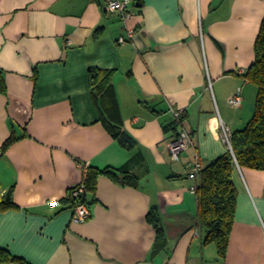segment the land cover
<instances>
[{
	"label": "crops",
	"instance_id": "1",
	"mask_svg": "<svg viewBox=\"0 0 264 264\" xmlns=\"http://www.w3.org/2000/svg\"><path fill=\"white\" fill-rule=\"evenodd\" d=\"M130 10L125 22L103 0H0V250L28 264H264V171L235 172L225 258L205 244L187 176L198 156L208 167L229 151L222 122L235 133L255 113L258 89L241 76L264 0H133ZM93 68L115 72L131 150L104 123ZM171 108L185 111L181 125ZM183 127L193 144L174 162L168 143ZM91 168L117 179L97 178L91 216L75 223L71 191Z\"/></svg>",
	"mask_w": 264,
	"mask_h": 264
},
{
	"label": "trees",
	"instance_id": "2",
	"mask_svg": "<svg viewBox=\"0 0 264 264\" xmlns=\"http://www.w3.org/2000/svg\"><path fill=\"white\" fill-rule=\"evenodd\" d=\"M255 54L254 64L241 76L258 89L255 113L245 129L232 133L234 155L228 151L213 161L208 167H205L199 179V187L196 194L198 198L199 225L206 233L205 244H214L221 258H225L227 255L230 235L235 222L238 190L234 175L238 168L234 157L240 168L264 171V20L256 40ZM114 75V71L91 69L90 83L92 94L100 107L108 131L119 141L122 147L131 150L135 146L136 141L124 133L118 123L120 116L113 81ZM5 93L6 84L4 78L0 76V94ZM184 119L185 116L182 121ZM182 121L176 120V123L181 125ZM14 141H16L15 138H11L4 144L2 148L4 153ZM100 175H107L117 179L116 174L111 170L88 169L83 184L85 186V198L88 195L94 197L92 205L96 201V181ZM128 178L125 181H128ZM70 199L73 202L72 209L80 203L87 204L86 199L78 201L71 195ZM6 205H11L9 200ZM88 207L90 208V206ZM150 221L156 228L158 235L163 236L164 228L158 214L152 212ZM4 263L28 264L22 259L12 257L5 251L0 250V264Z\"/></svg>",
	"mask_w": 264,
	"mask_h": 264
},
{
	"label": "built area",
	"instance_id": "3",
	"mask_svg": "<svg viewBox=\"0 0 264 264\" xmlns=\"http://www.w3.org/2000/svg\"><path fill=\"white\" fill-rule=\"evenodd\" d=\"M89 1L93 2L95 0H89ZM103 1L105 4V10L107 12L119 14L122 20L125 22L128 19H130L131 16L133 15V13L130 10V6L133 0H103ZM134 35H135V31H129L128 39L131 40L134 37ZM128 39L121 38L119 40V43L124 45L128 42ZM242 101H243V96L241 89L239 88L236 94L230 99L229 102L234 107H240L242 105ZM171 112L177 121H182V118L185 116V111L182 109L171 108ZM221 129H222L223 140L225 144L228 146L229 151L232 152V154L234 155L232 149V133L228 128V126L225 125L223 122L221 123ZM192 144H193V140L191 133L187 129H185V127H183L179 136L175 140L170 141L168 143V150L172 161L174 162L180 161L182 155L192 146ZM234 160L237 168L239 169L240 167L238 166L235 157ZM204 169L205 166L202 163L199 156L197 157L196 161L191 165H189L188 167V172H187L188 178L196 182L195 185L190 190L191 193L195 196L197 194V190L199 187V179ZM71 196L73 198H76L78 201L82 199L83 200L86 199L84 184L82 183L74 190H72ZM52 205L53 206L57 205V202L56 201L52 202ZM73 213H74L73 219L75 223H84L91 216L90 208L85 203H80L78 206H76L73 209Z\"/></svg>",
	"mask_w": 264,
	"mask_h": 264
},
{
	"label": "water",
	"instance_id": "4",
	"mask_svg": "<svg viewBox=\"0 0 264 264\" xmlns=\"http://www.w3.org/2000/svg\"><path fill=\"white\" fill-rule=\"evenodd\" d=\"M93 199H94L93 196H91V195H88V196H87V198H86V202H87V205H88V206H91V205H92V203H93Z\"/></svg>",
	"mask_w": 264,
	"mask_h": 264
}]
</instances>
